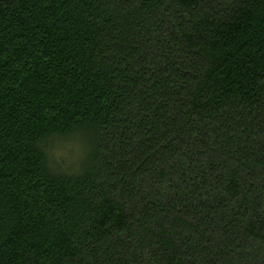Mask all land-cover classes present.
<instances>
[{"label":"trees","instance_id":"1","mask_svg":"<svg viewBox=\"0 0 264 264\" xmlns=\"http://www.w3.org/2000/svg\"><path fill=\"white\" fill-rule=\"evenodd\" d=\"M0 264H264V0H0Z\"/></svg>","mask_w":264,"mask_h":264},{"label":"clouds","instance_id":"2","mask_svg":"<svg viewBox=\"0 0 264 264\" xmlns=\"http://www.w3.org/2000/svg\"><path fill=\"white\" fill-rule=\"evenodd\" d=\"M46 143L45 165L58 173L78 174L88 161L92 145L82 136L70 140L56 138Z\"/></svg>","mask_w":264,"mask_h":264}]
</instances>
